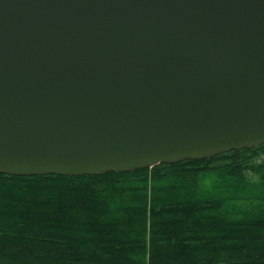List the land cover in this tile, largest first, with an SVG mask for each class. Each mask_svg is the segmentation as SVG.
<instances>
[{"label":"water","instance_id":"obj_1","mask_svg":"<svg viewBox=\"0 0 264 264\" xmlns=\"http://www.w3.org/2000/svg\"><path fill=\"white\" fill-rule=\"evenodd\" d=\"M261 144L264 0H0V173Z\"/></svg>","mask_w":264,"mask_h":264},{"label":"trees","instance_id":"obj_2","mask_svg":"<svg viewBox=\"0 0 264 264\" xmlns=\"http://www.w3.org/2000/svg\"><path fill=\"white\" fill-rule=\"evenodd\" d=\"M0 264H264V144L123 172L0 173Z\"/></svg>","mask_w":264,"mask_h":264},{"label":"rangeland","instance_id":"obj_3","mask_svg":"<svg viewBox=\"0 0 264 264\" xmlns=\"http://www.w3.org/2000/svg\"><path fill=\"white\" fill-rule=\"evenodd\" d=\"M251 175H253L252 173H250Z\"/></svg>","mask_w":264,"mask_h":264}]
</instances>
